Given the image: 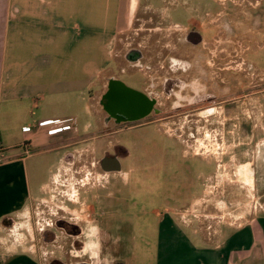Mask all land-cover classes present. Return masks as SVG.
I'll return each instance as SVG.
<instances>
[{"label":"crops","instance_id":"1","mask_svg":"<svg viewBox=\"0 0 264 264\" xmlns=\"http://www.w3.org/2000/svg\"><path fill=\"white\" fill-rule=\"evenodd\" d=\"M174 12L172 3L154 0H0V148L8 158L0 163V264L67 263L65 254H76L73 235L55 225L57 218L82 228L79 238L89 237L84 251L97 264L99 235L117 232L122 243L112 253L128 264L129 218L139 209H112L136 203L127 199L131 174L142 177L149 162L100 166L112 126L92 90L115 51L139 47L146 32L153 39L156 27L146 23L162 22L171 35ZM25 140L32 142L27 155ZM187 149L214 169L189 176L196 180L187 205L181 212L167 207L151 225L150 264H264V146ZM189 215L200 246L182 230L192 227Z\"/></svg>","mask_w":264,"mask_h":264},{"label":"flooded vegetation","instance_id":"2","mask_svg":"<svg viewBox=\"0 0 264 264\" xmlns=\"http://www.w3.org/2000/svg\"><path fill=\"white\" fill-rule=\"evenodd\" d=\"M155 3L175 7L171 35L163 31L162 22L146 23L156 27L153 39L146 32L139 47L115 51L109 70L92 90L103 119L112 126L110 147L99 159L104 169L119 166L137 147L143 157L133 161H153L148 146L132 151L125 143L135 147L138 141L124 136L150 124L163 127L171 143L180 138L186 146H231V137L233 146H242L253 142L251 136L264 134V69L247 60L255 49L252 43L264 39V0ZM242 6L247 14L240 13ZM176 14H183L185 21H175ZM133 74L141 80L138 87L123 79ZM167 153L172 146L164 148V157ZM55 225L73 235L75 264H97L91 251H84L89 237L79 238L80 226L61 218ZM98 239L99 261L120 264L112 253L121 245L117 237L101 233Z\"/></svg>","mask_w":264,"mask_h":264},{"label":"rangeland","instance_id":"3","mask_svg":"<svg viewBox=\"0 0 264 264\" xmlns=\"http://www.w3.org/2000/svg\"><path fill=\"white\" fill-rule=\"evenodd\" d=\"M240 10H244L243 12L240 11L241 14H247L249 12V10H246L244 6H242ZM184 19L185 18L183 14H178L177 16H175V21L177 22H184ZM259 39L252 43L255 49H253L254 51L251 55H247V60L254 64H257V66L264 69V39ZM123 79L131 86H140L141 80L139 76H137V74L125 76L123 77ZM85 97L86 99L89 98V92H85ZM87 119L88 118L85 116L82 117L83 122L88 121ZM90 121L92 122V119ZM162 128H160L158 125L150 124L145 127L136 129L132 131V133L129 132L128 134L124 135L129 141H131L132 139H136L138 141L135 147L148 146L149 152L153 159V162L151 164V161H148L149 163L145 164L144 170H142V177H140L137 172L131 174L132 177H134V182L130 193L127 194V199H130L131 203L132 199L134 198L136 203H131L127 208L126 202H116V207L112 209L115 210L117 208L119 209V211L128 209L133 210L134 208L136 210L139 209V212L133 214L132 216L130 215L129 218L134 228L133 234L128 236V240L126 239V242H130L134 254L133 256H131L130 254H128L130 256L126 255L125 259H127L128 264H150V260H148L147 258L148 255L153 256V252L155 249L153 246L156 244V239L154 238L155 229L150 231L151 225H154L155 222H157V220L159 219V215L167 207H172V209H176L181 212V210L187 205L189 196L191 195V190L189 189L191 180H196L195 177L192 179L190 178L192 176H195L202 169L203 171L208 170V172L214 169V167H209L206 161H200L198 157H192L187 149L186 144L182 143L180 138L177 139V143H171L169 141V137L166 136V131L164 130V133L166 134L164 135ZM251 139H253V142H250L251 144L249 143V141H247L248 145L243 144L242 146H249L250 148V146L264 145V134L260 132L256 136H251L250 140ZM230 141L232 142L231 146H233L234 142L232 140V137ZM125 144L129 146L132 151H134L130 143L128 144L126 142ZM168 146H172V153H167V156L164 157V148ZM136 149L137 150H135V152H133L128 158L124 160L128 163V165L126 163L124 169H127L129 165L133 164L130 160H134L136 158L142 159L143 156L139 154L138 147ZM50 153L53 154V151H51ZM228 157L230 156L227 155L226 159H228ZM53 162H56V159L53 160ZM189 167L191 168L190 170ZM258 170L260 169L258 168ZM175 176H178V178H173ZM186 185H188V190L186 188ZM123 195L126 196L125 193L120 194V196ZM180 212L178 215L182 216ZM131 213L133 212H130V214ZM119 217L125 220V216ZM188 218L191 219L190 221H193L192 227L187 228L184 226L182 227V230L186 235L189 236L191 240H193V242L195 241L196 245L200 246V237L194 236L190 232L193 228L197 227L198 224L194 220V217L192 215H189ZM102 220L106 222L107 217L103 218ZM40 223H42V221H40ZM179 223L182 222L179 221ZM143 226L149 228V231L147 229V232H142ZM112 233L117 237V232L112 231ZM57 234V237H59V233ZM121 243L122 242H120V244ZM65 255L67 257V264H74L76 257L71 256L68 252ZM83 259L88 258L83 257ZM52 264L59 263L52 262Z\"/></svg>","mask_w":264,"mask_h":264},{"label":"built area","instance_id":"4","mask_svg":"<svg viewBox=\"0 0 264 264\" xmlns=\"http://www.w3.org/2000/svg\"><path fill=\"white\" fill-rule=\"evenodd\" d=\"M21 147L23 148V152L25 155L29 154L32 148V142L31 140H25L22 144ZM7 157L3 154V152L1 151L0 148V163H3L5 161H7Z\"/></svg>","mask_w":264,"mask_h":264},{"label":"trees","instance_id":"5","mask_svg":"<svg viewBox=\"0 0 264 264\" xmlns=\"http://www.w3.org/2000/svg\"><path fill=\"white\" fill-rule=\"evenodd\" d=\"M6 222V221H5Z\"/></svg>","mask_w":264,"mask_h":264}]
</instances>
